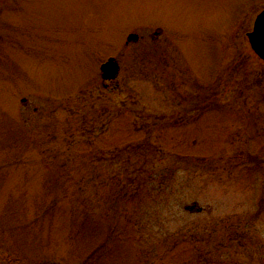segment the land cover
Returning <instances> with one entry per match:
<instances>
[{
  "label": "rangeland",
  "instance_id": "rangeland-1",
  "mask_svg": "<svg viewBox=\"0 0 264 264\" xmlns=\"http://www.w3.org/2000/svg\"><path fill=\"white\" fill-rule=\"evenodd\" d=\"M263 8L0 0V264H264Z\"/></svg>",
  "mask_w": 264,
  "mask_h": 264
},
{
  "label": "water",
  "instance_id": "water-1",
  "mask_svg": "<svg viewBox=\"0 0 264 264\" xmlns=\"http://www.w3.org/2000/svg\"><path fill=\"white\" fill-rule=\"evenodd\" d=\"M248 42L252 50L259 58L264 60V9L257 14L252 30L247 33ZM134 34H129L127 41L136 38ZM118 65L114 58H109L100 65L101 77L103 80H112L117 76ZM25 102V99L21 100Z\"/></svg>",
  "mask_w": 264,
  "mask_h": 264
},
{
  "label": "flooded vegetation",
  "instance_id": "flooded-vegetation-1",
  "mask_svg": "<svg viewBox=\"0 0 264 264\" xmlns=\"http://www.w3.org/2000/svg\"><path fill=\"white\" fill-rule=\"evenodd\" d=\"M250 85V84H249ZM247 86H248V84H247ZM263 98V100H264V95L262 96ZM240 99H242V96H240ZM195 109V107L193 106V107H191V110H194Z\"/></svg>",
  "mask_w": 264,
  "mask_h": 264
}]
</instances>
